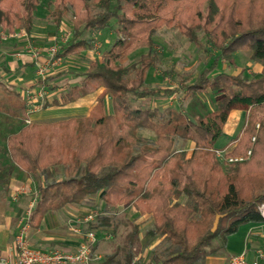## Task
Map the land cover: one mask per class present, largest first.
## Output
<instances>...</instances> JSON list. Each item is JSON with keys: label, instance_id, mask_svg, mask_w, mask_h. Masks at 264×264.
I'll list each match as a JSON object with an SVG mask.
<instances>
[{"label": "trees", "instance_id": "1", "mask_svg": "<svg viewBox=\"0 0 264 264\" xmlns=\"http://www.w3.org/2000/svg\"><path fill=\"white\" fill-rule=\"evenodd\" d=\"M41 2L0 0V44L3 31L32 32ZM47 3L56 26L68 12L73 16L74 31L63 46V56L92 47V40L84 37L86 31L114 26L116 37L101 60L89 61L76 73L82 77L78 82L46 103L66 105L102 89L88 115L27 122V100L0 80V139L5 140L9 162L45 179L30 227L39 228L51 212L96 196L105 203L107 214H97L85 224L114 232L122 224L126 229L125 243L116 245L99 264H195L218 252L242 225L264 222V0ZM164 26L176 28L200 46L198 32L202 31L208 50L216 51L194 82L185 85L187 95L208 88L219 91L216 109L198 118L175 107L165 115L156 107L134 105L135 99L177 92V88L147 85L149 71L160 60L155 36ZM140 48L147 51L132 63L122 62ZM238 50L249 51L261 63L260 75L218 70L221 60L233 62ZM241 107L247 109L246 121L225 155L245 159L226 163L217 155L216 142L230 111ZM145 129L155 137H143ZM178 139L193 143L190 153L175 147ZM57 165L62 166L63 176L46 180ZM6 174L1 171L0 178ZM121 205L152 216L145 237L169 242L163 257L154 253L147 263L135 259L140 225L129 217L117 220V215L109 214Z\"/></svg>", "mask_w": 264, "mask_h": 264}, {"label": "rangeland", "instance_id": "2", "mask_svg": "<svg viewBox=\"0 0 264 264\" xmlns=\"http://www.w3.org/2000/svg\"><path fill=\"white\" fill-rule=\"evenodd\" d=\"M51 6L47 3V0H42L39 5L36 14H35V27L38 31L44 30L45 32L48 30L53 37H50L48 34L47 44L48 47L52 44L58 45V51L61 55V51H63V46L69 44L71 37L74 31V21L71 12H68L62 19L59 26L53 21L52 16L50 15ZM44 28V29H43ZM115 27L110 26L107 29L102 31H86L84 37L92 40V47L89 49L94 50V52L101 53L100 57L102 59L103 53L111 46L113 43L116 33ZM9 32L3 31V34H8ZM22 34L25 36L27 33L23 30L16 31L11 34ZM199 37L201 38V46L196 43L188 40V38L181 34L176 28H171L164 26L160 30H158L155 36V47L160 54V60L156 66H154L147 75V85L152 87H164V88H177V92L173 95H165V96H157V97H147L142 99H135L134 105L140 107H156L158 110L165 115L169 114L170 107H175L179 109L181 112L188 113L192 118H198L202 116L209 110L216 109L217 106V96L219 94L218 90L208 88L202 89L195 94L187 95L185 94V85L188 83L194 82L197 75L202 71V69L208 64L213 56L215 55V50H208L209 46L206 43L203 32H198ZM6 37V36H4ZM66 39V40H65ZM32 46V44H31ZM30 44L27 49L30 51H34V47L31 48ZM47 47V48H48ZM40 53H42L41 48H38ZM37 50V51H38ZM47 49H44V53ZM147 51L146 48H140L134 53L128 55L122 62L124 64H129L135 61L142 52ZM34 52H32L33 54ZM33 56V55H32ZM234 61L228 62L226 59H222L218 70L230 72L233 74H245L249 76L260 75L262 65L260 62L253 60L251 57V53L246 50H238L233 54ZM34 57V56H33ZM63 60L60 64L55 66V73H61L59 71L60 66L66 65V67L73 68L75 70L82 71L85 69V65H79L74 67L71 59L66 60L63 56ZM99 57V56H98ZM72 58V57H71ZM74 58V57H73ZM67 61V62H66ZM89 63V60H87ZM53 69L47 70V73H50ZM32 71V70H30ZM46 73V74H47ZM42 78L36 80L37 85L40 84V80ZM47 79V78H45ZM46 81V80H44ZM36 85V88H37ZM39 88V87H38ZM30 89V88H29ZM28 90V89H27ZM54 90L49 85L45 83L42 98L41 106L31 112L29 114L30 121L36 122H53L57 120L67 119L70 117L76 116H85L88 114V110L86 108L80 107L77 105L79 101H90L92 104L95 102V93H91L86 97L82 98L83 100H78L76 102H72L67 105H49L46 106V103L51 102L47 100V94ZM32 92L26 93L23 97L27 99L28 94ZM187 95V96H186ZM61 96V95H60ZM107 109H110V98L106 99ZM63 106V107H60ZM49 107V108H48ZM47 108V109H46ZM243 110L240 113V118H229L227 122V126L225 127L223 134L220 136L218 141L216 142V146L218 150L228 151L232 147L231 140L236 137L241 130L243 129L244 123L247 117V109L245 107H241ZM37 116L34 120V116ZM233 130V131H232ZM141 135L143 137L154 138L155 134L150 130H142ZM177 149H185L188 153L191 152L193 143L190 140L178 139L176 146ZM18 171V172H17ZM63 176V168L61 165H57L54 167L53 175L48 176L46 180H53L56 178H60ZM15 179L14 182L11 183V178H0V200L9 204L10 214L8 215L11 220V226H13L14 230L12 231L11 239L14 237L16 231L20 226V223L24 217L30 215L39 199L40 189L45 182L44 176L39 174H27L24 171L16 170L14 175L12 176ZM5 182V183H4ZM4 183V185H1ZM11 184V185H10ZM105 203L103 200L99 199L96 196L91 197L89 200L81 203V204H69L66 207L51 212L43 221L41 228L44 231H49V229H58L64 232L68 231V219H81L87 214L89 211H97L98 214H107L105 211ZM136 213V212H135ZM132 214L131 207L126 206H118L113 209L109 214L117 215L118 219H125V217H129L137 221L138 217H140V213ZM4 207L3 203H0V224L3 223L4 220ZM144 215V214H143ZM149 219L143 224H139L141 227V240L136 245L135 250V259H140L144 263L153 261L154 253H157L160 257H163L166 249L169 246V242L166 239L161 238L159 242L154 244V246L150 247V244L154 242L157 238L149 240V238L145 237V231L152 224V216L148 214ZM55 218V224H53V220ZM116 220V221H117ZM30 222V220H29ZM82 223V224H81ZM77 225L81 228V233L84 235V231H87L91 228H96L98 230V241L96 250L102 251L100 253L102 257L107 253H111L116 245H123L125 242L124 236L126 235V229L122 224L119 225V230L114 232L112 228H105L102 226L91 227L85 222H79ZM32 228H29L31 230ZM37 228L31 230L30 240L34 246L36 247H49L54 246L44 245L39 243L38 234H35V237H31L32 233H35ZM71 231V230H70ZM107 231V236L103 237V232ZM60 232V231H59ZM84 238V236H82ZM62 248L64 246H55ZM264 250V246H261ZM220 249V247H219ZM228 253L230 251H227ZM204 261L201 260L195 264H203Z\"/></svg>", "mask_w": 264, "mask_h": 264}, {"label": "crops", "instance_id": "3", "mask_svg": "<svg viewBox=\"0 0 264 264\" xmlns=\"http://www.w3.org/2000/svg\"><path fill=\"white\" fill-rule=\"evenodd\" d=\"M46 32L48 33V30ZM46 32L44 30L38 31L36 27H34L32 32L31 33L26 32L27 34L25 36L19 33H16L14 35L11 33L3 34L4 40L0 44V80L8 83V85L11 88L15 89L16 91L21 92L22 96L38 88L39 84L37 85L36 83V80L39 79V75H37V63L39 62L45 63L46 58L43 55H46V52L44 53L43 51L48 47V45L45 44L47 43V38H49L48 34L51 35L50 33L46 34ZM50 37L53 36L51 35ZM29 44L30 46L32 44L34 48L35 47L41 48L42 53L38 58H34L32 56L33 51L32 50L29 51L27 49ZM99 51L100 50L94 52V50H91L89 48L82 49L80 51H76L71 54H68L65 57V59L66 60L71 59L70 62H72L71 64H73V66L71 67L75 68L76 66L84 64L85 68H87L89 64L87 60L89 61L101 60L100 57L101 53ZM54 70L55 68H53V70L50 73H47L45 76V78L47 79H44L46 80L44 82L47 85H49L51 88H54V90L50 91L47 94L48 96L47 100L49 101L55 98H59L62 92L69 84L78 82L82 78L81 76H78L76 74L78 72L77 70L66 67V65L60 66L59 71L61 73H55L53 72ZM101 90L102 89L94 92L95 102ZM84 97H81L80 100H83L82 98ZM94 104H92L89 100L85 102L79 101L77 103L79 109H81L80 107L86 108L89 111L88 114L90 113ZM242 111L243 110L241 108L232 109L224 125V129L227 126V122L229 118L234 117L239 119L240 113L238 112H242ZM34 117H35L34 120L37 119L36 115ZM5 147H6L5 140L0 139V148H2V151L0 149V172L5 170L7 172L6 178L7 179L11 178L12 179L11 183H12L15 181V179H13L12 176L18 169L12 167V165L10 164L8 153ZM27 174L28 173H26V176ZM4 183H1V185H4ZM1 202L3 203V207H4V215H3L4 220L3 223L0 224V254L13 257L14 254H13L12 244L17 231L15 232L14 237L11 239L12 231L14 230V228L13 226H11V220L10 217L8 216L10 214V209H8L10 208V206L6 202L0 200V203ZM131 210H132V214H134L135 212L138 213V211L134 207H131ZM46 219L47 218L45 217L44 220ZM148 219H149L148 214H144V215L141 214L136 222L141 225L144 222H146ZM69 220L70 219H68V221ZM53 224H55V218L53 220ZM78 226L80 227L82 225H78ZM52 228L53 229H49V231H44V229H42L40 226L39 228L36 229L35 233H32L31 237L34 238L35 234H38L39 238L41 237L39 243L44 245L54 244V246L41 247V248H47V249L59 248L55 246L60 245V246H64L62 247V249L73 250L77 248L78 244L83 239L82 236H84L82 235L81 232L70 231L69 228L67 232L61 230H59L60 231L59 232L58 229H54V226ZM31 230H29V240H30ZM161 238H157L154 242H152L150 244V247L154 246V244L159 242ZM30 243L32 246H34L35 242H33L32 244L30 240ZM261 246H264V222L244 224L239 228V230L236 233L228 236L226 244L221 246L218 252L206 255V257L203 260L204 261L203 264H228L229 258L233 254L240 253L241 251H246L249 259H253L255 258L257 250L261 248ZM96 251L100 253L102 252L98 249ZM227 251L230 252L228 253ZM261 264H264V258L262 259Z\"/></svg>", "mask_w": 264, "mask_h": 264}, {"label": "built area", "instance_id": "4", "mask_svg": "<svg viewBox=\"0 0 264 264\" xmlns=\"http://www.w3.org/2000/svg\"><path fill=\"white\" fill-rule=\"evenodd\" d=\"M25 31V30H23ZM66 40V39H65ZM35 47L33 56L38 58L40 51ZM45 63H37V75L42 78L38 85L39 88L30 91L32 93L27 96V122H31L29 114L32 111L37 110L42 104L39 100L42 98L44 90V81L47 70L55 68L63 60L62 55L59 54L58 45L52 44L46 50ZM259 123L257 124V127ZM253 140L255 137L252 138ZM224 150H217V155L221 161L231 163L235 161L244 160V156H227ZM251 154V150H248V155ZM262 212H264V204L261 206ZM97 211H89L83 218L70 219L68 221V228L74 232H81L80 227L77 225L79 222H89L94 220L97 216ZM29 215L24 217L20 223L17 233L15 234L12 249L14 256H6L0 254V264H99L103 259L100 253L93 250L94 245L97 243L99 235L96 229H89L84 233V238L78 244L76 249L66 250L62 248H41L31 245L29 240ZM107 231L103 232V237L107 236ZM264 258V250L259 248L256 252L255 258L249 259L246 251L233 254L228 261V264H261Z\"/></svg>", "mask_w": 264, "mask_h": 264}, {"label": "water", "instance_id": "5", "mask_svg": "<svg viewBox=\"0 0 264 264\" xmlns=\"http://www.w3.org/2000/svg\"><path fill=\"white\" fill-rule=\"evenodd\" d=\"M218 220H219V216H216V219H215L213 227H212L213 231L217 228Z\"/></svg>", "mask_w": 264, "mask_h": 264}]
</instances>
